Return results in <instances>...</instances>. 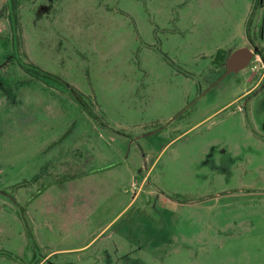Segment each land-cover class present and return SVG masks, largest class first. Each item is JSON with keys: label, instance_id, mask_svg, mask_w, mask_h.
<instances>
[{"label": "rangeland", "instance_id": "obj_1", "mask_svg": "<svg viewBox=\"0 0 264 264\" xmlns=\"http://www.w3.org/2000/svg\"><path fill=\"white\" fill-rule=\"evenodd\" d=\"M248 29L264 0H0V264H264V68L216 60Z\"/></svg>", "mask_w": 264, "mask_h": 264}, {"label": "crops", "instance_id": "obj_2", "mask_svg": "<svg viewBox=\"0 0 264 264\" xmlns=\"http://www.w3.org/2000/svg\"><path fill=\"white\" fill-rule=\"evenodd\" d=\"M259 85H260V83H258L256 86H254L249 91L245 92L242 96L246 95L248 92L257 88ZM57 152L58 153L55 155V157H57L58 159L55 158L53 160L55 163H58L59 168L62 167L65 170L66 168L67 169H76V168L81 167L82 161L79 158L65 159V156L63 153L59 152V150ZM72 155L78 156L77 153H73ZM83 162L86 163L85 166H87V167L90 166L91 170L80 171L79 173L78 172L72 173V174L68 175L67 177L60 179V181H59V183L61 182L60 188L65 186V185H71V186H73V185L74 186H78V185L81 186L82 185L83 186L82 188L85 187L84 190L81 192L82 194H80L79 192H73L74 191L73 190L71 192L69 191L68 193H66V194H70L69 196L68 195L66 196L65 193L56 195L57 197H61V198H59V200L62 199L61 205H60V207H58L59 208L58 212L61 213V215H63L64 217H65V215H68V214L80 213L82 206H85V204L88 203L87 200L89 199L91 194L95 193V186L98 185L97 181L94 179L96 177V175L94 174L95 172H93V170H92V169H94L95 163L97 162L96 151L90 150V153L87 155V158H85L83 160ZM51 188L52 187H50L49 189H45L42 192H38L39 194H37L34 197V200L39 199L43 196H46L47 198H49ZM47 192H48V194H47ZM58 193H61V191L59 190ZM31 201H32V198H31ZM89 204H90V202H89ZM114 219L110 222V224L114 221Z\"/></svg>", "mask_w": 264, "mask_h": 264}, {"label": "water", "instance_id": "obj_3", "mask_svg": "<svg viewBox=\"0 0 264 264\" xmlns=\"http://www.w3.org/2000/svg\"><path fill=\"white\" fill-rule=\"evenodd\" d=\"M258 53V48L251 50L248 47L237 49L228 57L226 62L227 73H240L247 69Z\"/></svg>", "mask_w": 264, "mask_h": 264}, {"label": "trees", "instance_id": "obj_4", "mask_svg": "<svg viewBox=\"0 0 264 264\" xmlns=\"http://www.w3.org/2000/svg\"><path fill=\"white\" fill-rule=\"evenodd\" d=\"M17 20H18V15L15 13V23H16V24L18 23ZM258 34H259V33H258ZM247 38L249 39V41H250L253 45H255V47L258 48V53H257V54L261 55V57H262V59H263V61H264V45L261 44L260 39H255V40L251 39L250 36H249V29H248V31H247ZM219 56H221L220 59L218 58ZM228 57H229V53H228V52L221 51V50L218 51V52H217V58H216V60H217L218 63H219L218 67L224 68L225 65H226V62H227ZM12 58H13V57H11L10 59L12 60ZM10 59H9V60H10ZM24 67H26V69H28V70L30 69V70H34V71H36V72L39 71V69H38L37 67H35V66L24 65ZM37 73H38V72H37ZM42 73H44V72H42ZM38 74H39V73H38ZM44 74H47V73H44ZM47 75H49V74H47ZM66 86H67L69 89H72V91H73L75 97L78 99V101H80V102L83 103L82 97L78 95V91H77L75 88H73L71 85H69V84H67ZM86 108H87V107H86ZM86 108H85V109H86ZM86 110H87V109H86ZM90 115H91V114H90Z\"/></svg>", "mask_w": 264, "mask_h": 264}, {"label": "built area", "instance_id": "obj_5", "mask_svg": "<svg viewBox=\"0 0 264 264\" xmlns=\"http://www.w3.org/2000/svg\"><path fill=\"white\" fill-rule=\"evenodd\" d=\"M255 61L259 62L261 64L262 68H264V61H263L261 55L257 54L255 57Z\"/></svg>", "mask_w": 264, "mask_h": 264}]
</instances>
